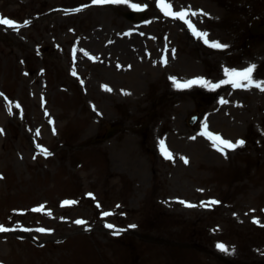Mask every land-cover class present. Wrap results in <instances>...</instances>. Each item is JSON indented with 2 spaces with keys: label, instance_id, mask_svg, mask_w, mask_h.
I'll list each match as a JSON object with an SVG mask.
<instances>
[{
  "label": "rangeland",
  "instance_id": "obj_1",
  "mask_svg": "<svg viewBox=\"0 0 264 264\" xmlns=\"http://www.w3.org/2000/svg\"><path fill=\"white\" fill-rule=\"evenodd\" d=\"M130 2L148 5L143 19L123 3L0 0L17 22L0 24V262L264 264V91L170 79L255 64L264 80V37L249 29L264 0H171L223 49L157 0ZM205 124L244 144L222 153Z\"/></svg>",
  "mask_w": 264,
  "mask_h": 264
},
{
  "label": "snow or ice",
  "instance_id": "obj_2",
  "mask_svg": "<svg viewBox=\"0 0 264 264\" xmlns=\"http://www.w3.org/2000/svg\"><path fill=\"white\" fill-rule=\"evenodd\" d=\"M93 3L94 4H105V3L120 4V3H123V4L130 6L132 9H135V10H142V9L148 7L147 4L141 5V4H137V3H131L130 0H93ZM157 5L160 7L161 11L166 16H170L174 19H180V20L184 21L186 24H188V26L192 30L193 34L196 35L198 38L202 39L205 44L209 45L210 47L219 48V49H223V48L227 47L226 44H223V43L219 42L218 40H210L209 39V33L207 31H203V30L198 29L191 22L189 17L191 15H196L197 13L192 12L190 9H184V8L180 9L179 11L174 10L173 5L171 3V0H157ZM80 10L81 9H74L73 11H80ZM24 23L27 24L28 21H25ZM0 24L7 25V26L12 27L14 29L17 28V22L15 20L5 18L3 16H0ZM173 54H174V50H173ZM164 62L167 63V57L164 58ZM255 69H256L255 64H250L247 68H244V69H235V68L228 69V68H226L225 69L226 79L221 80L217 83H213L212 81L207 80L204 77H197L193 80L184 81V82L178 81L176 77H170V79L173 81L174 85L177 88H188V87H191L193 84H200V85H203V86L211 88V89H216V88L221 87L224 84H231L233 88L250 89L251 87H257L261 91H264V80H257L253 76ZM73 74H75V70H73ZM104 87L108 88L107 85H105ZM108 90H111V89H108ZM221 102L224 103L225 101H223V99H222ZM17 107H19V105H17ZM2 131H3V129H0V132H2ZM53 131H55V129H53ZM203 134L213 142V147L217 148V150H219L225 154H226L227 148H235L237 145L244 144V141L242 139L234 143L231 140L224 139L222 136H220L217 133L209 132L207 130L206 124H205V131ZM161 144H162L163 154L166 156V158L171 159L172 153L170 151H168L165 147H163V141H161ZM45 154L50 155V153H48L47 150H45ZM183 159H184L185 163L188 162L186 157H183ZM89 195H91V194H89ZM181 202L185 203L186 206H193L187 201H181ZM63 203L64 204H70V203H75V201L65 200ZM211 203H219V201H212ZM43 207H44L43 205H40V206H38V209H43ZM38 209H34V210H38ZM103 215L107 216V215H109V213L105 212V213H103ZM254 222L260 223L258 218H254ZM76 223L77 224H84L85 221L77 220ZM107 227L116 228V226L112 225V224H108ZM130 227H135V225H131ZM7 230L8 229H6L4 225H0V232H4ZM37 231L42 232V233H46V232H50L52 230L47 229V228H39V229H37ZM114 234H119V230L115 231ZM217 247L220 248L222 251H225V252L229 251L228 247L222 243L218 244ZM232 251H234V249H232ZM0 264H2V262H0Z\"/></svg>",
  "mask_w": 264,
  "mask_h": 264
},
{
  "label": "bare ground",
  "instance_id": "obj_3",
  "mask_svg": "<svg viewBox=\"0 0 264 264\" xmlns=\"http://www.w3.org/2000/svg\"><path fill=\"white\" fill-rule=\"evenodd\" d=\"M123 41H126V40H116V41H114L116 43L113 46L109 45L110 46V49L112 51H115V52L120 51V52H130L131 53L132 52V49L131 48H127V43L129 41H126V42H123ZM121 47H124V48H122L121 50H117V49H119ZM134 54H138V53L135 52ZM128 57H130V56H126L125 57V60L126 61L128 60Z\"/></svg>",
  "mask_w": 264,
  "mask_h": 264
},
{
  "label": "water",
  "instance_id": "obj_4",
  "mask_svg": "<svg viewBox=\"0 0 264 264\" xmlns=\"http://www.w3.org/2000/svg\"><path fill=\"white\" fill-rule=\"evenodd\" d=\"M262 33L264 34V27L261 28Z\"/></svg>",
  "mask_w": 264,
  "mask_h": 264
}]
</instances>
